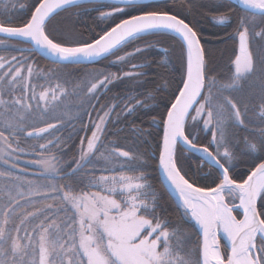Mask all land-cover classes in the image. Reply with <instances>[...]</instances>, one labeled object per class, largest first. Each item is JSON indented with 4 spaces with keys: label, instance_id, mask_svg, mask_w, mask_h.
Here are the masks:
<instances>
[{
    "label": "snow or ice",
    "instance_id": "1",
    "mask_svg": "<svg viewBox=\"0 0 264 264\" xmlns=\"http://www.w3.org/2000/svg\"><path fill=\"white\" fill-rule=\"evenodd\" d=\"M194 7L0 0V264H264V0L211 4L213 23L232 29L223 65L189 19ZM15 10L27 17L17 22ZM92 13L106 27L85 39L80 26ZM146 34L178 38V80L160 60L165 72L146 87L152 61L132 60L152 44L117 55ZM111 56L130 70H58ZM118 83L128 91L99 103ZM121 118L111 139L109 125ZM74 121L90 135L73 148L71 133H57L75 131ZM125 129L133 147L118 143ZM185 153H202L195 167L207 169V184L181 166ZM154 170L164 177L159 187Z\"/></svg>",
    "mask_w": 264,
    "mask_h": 264
},
{
    "label": "trees",
    "instance_id": "2",
    "mask_svg": "<svg viewBox=\"0 0 264 264\" xmlns=\"http://www.w3.org/2000/svg\"><path fill=\"white\" fill-rule=\"evenodd\" d=\"M191 3L195 5L193 9V15L189 16V19H194V23L198 27L200 34L202 36V43L206 47V49H209L213 52L215 58L220 62L221 65L227 63V57L231 54L232 50V41L227 39V33L231 32V28H226L224 26L217 25L213 23L212 21V14L208 11V9L211 7V4L213 2H217V0H190ZM147 3H156V4H164L167 3L170 6L172 5V0H159V1H152ZM235 7H238L234 4ZM176 10L183 12L184 9L177 8ZM13 15L17 17V22L19 19H23L27 17L26 10H15L13 11ZM66 15V14H62ZM95 13H92L89 17H86L84 19L83 24L80 26V31L85 32L84 38H89L93 32H100L101 29L105 28L106 25L103 23H99L94 19ZM57 19H60L59 17ZM146 39H149L148 43H154L157 42V46H159V49H156V46L154 44V47L149 49L144 53L145 58L141 59V61H152V67L147 69L149 76V84L146 85V87L150 88L153 86L152 81H155L158 79V74L165 72V69H158L156 68L155 64L157 61L160 60H167L168 61V67H167V73L170 74L171 78L174 80L179 79V70H180V61H179V48H180V42L177 37H175L173 34H166V35H146ZM162 49H168V52H164ZM33 58L37 62H41L44 65H50V66H56L52 64L49 60L41 57L40 55L33 54ZM106 59L101 58L98 61H95L93 63L79 66L80 68L89 67L93 65H97L100 62L105 61ZM75 69L78 67H74ZM74 69V70H75ZM114 93H120L123 94L124 92L128 91L127 86L125 83H118L116 85H113ZM110 93H113L110 90ZM130 94L135 95V92H131ZM110 99V98H109ZM156 111H163V105H159L155 108ZM147 117H145V120ZM78 122V121H77ZM76 121L75 124V131H73V128L70 125V130L67 131H61L57 134H62L63 136L67 137L70 133L72 134V139L70 141V144L75 147L76 144L79 143V138L83 137L85 134L88 135V133H85L80 130V123L78 124ZM136 123L139 124L140 120L137 119ZM120 126L116 127H124L125 121L122 119L120 121ZM118 124V125H119ZM144 127H147V123L143 125ZM113 128L109 132V137L111 139H115V137L111 136V133L116 129ZM159 130L157 129L154 132V137L156 135V132ZM130 136L131 134L125 129L124 133H121L120 139L118 141L119 145L125 148L133 147L132 140L128 139L125 140L124 136ZM208 138V134H205L203 142L206 143ZM72 151L69 150L67 154L64 156V159H71ZM34 156H25L23 159L25 160H31L35 159ZM200 158L195 153H185L184 157L181 158V166L185 168V170H188L189 167H191L192 171L196 173V178L199 185H205L208 183L207 180L204 179V175L207 169L204 170H197L195 167V162L199 161ZM23 164V160L21 161ZM245 169L241 167L238 169V172H243ZM30 173L32 171H36L33 167L29 166ZM152 182L156 187L160 186V179L158 175V170H154L152 174ZM176 200L171 195V199L168 201V212L175 213L176 212Z\"/></svg>",
    "mask_w": 264,
    "mask_h": 264
},
{
    "label": "rangeland",
    "instance_id": "3",
    "mask_svg": "<svg viewBox=\"0 0 264 264\" xmlns=\"http://www.w3.org/2000/svg\"><path fill=\"white\" fill-rule=\"evenodd\" d=\"M146 35H149V34H146ZM143 36L142 38L138 39V40H135V41H132L130 42L128 45H126L125 47H123L118 53L117 55H123L124 53L126 52H131V51H134V49L136 47H145L146 45L148 44H154L156 46V49H159V46H157V42H154V43H148L149 42V39H146L147 36ZM23 47V45H22ZM2 48H0V54H2ZM13 54H17L15 52H13ZM40 67L42 68H45L46 70L49 69V68H56V66H50V65H44L42 64L41 62H37L33 56L31 57ZM145 58L144 56V53L143 54H140L138 55L134 60H132L133 63H142L143 61H141V59ZM116 59L115 56H111L109 57L108 59H106L105 61L103 62H100L98 63L97 65H93V66H89V67H84V68H68V69H58L59 71H73L75 73H77L78 75H83L85 73H88V72H95V71H103V70H108V71H112V72H118V71H127V70H130V65H120V64H116V63H112V61H114ZM75 69V70H74ZM110 90L113 92V93H110ZM110 90L107 91L106 93H103L102 94V99L100 100L99 103L101 104H105L107 105L114 96H116L117 93H114V89H113V86H110ZM133 95V94H131ZM110 98V99H109ZM93 103H96L95 101H93ZM89 111H91V109H89ZM117 111H120V109L118 108ZM92 119L94 120L95 119V114L93 113L92 115ZM123 118H121L122 120ZM81 120L83 121V123L85 124H88L89 123V118L88 116L86 115H81ZM75 122V121H74ZM73 122V123H74ZM77 122V121H76ZM79 122V121H78ZM77 122V123H78ZM80 123V122H79ZM78 123V124H79ZM118 127L120 126V124H110L109 125V132L111 129H113L114 127ZM70 125H67L65 126L64 128H62L60 130L61 131H65L67 133L68 130H70ZM115 127V128H116ZM68 129V130H67ZM88 135H90V131L87 132ZM199 158H201L202 155H199L197 153H195ZM0 167H3V165H0ZM174 198V197H173ZM175 199V198H174ZM176 200V199H175ZM178 203V201H176ZM224 243V241L222 240V244Z\"/></svg>",
    "mask_w": 264,
    "mask_h": 264
},
{
    "label": "water",
    "instance_id": "4",
    "mask_svg": "<svg viewBox=\"0 0 264 264\" xmlns=\"http://www.w3.org/2000/svg\"><path fill=\"white\" fill-rule=\"evenodd\" d=\"M152 1H159V0H145V3H147V2H152ZM238 6V5H237ZM239 7V6H238ZM41 57H43V58H45L43 55H40ZM45 59H47V58H45ZM101 58H98L96 61H98V60H100ZM47 60H49V59H47ZM95 62V61H94ZM197 154H199V155H202V153H197ZM158 175H159V179H160V181H163L164 180V177H163V174L162 173H160L159 171H158ZM171 192V190L169 189V193ZM175 199H176V201H178L177 200V198L175 197V194L174 193H172L171 194Z\"/></svg>",
    "mask_w": 264,
    "mask_h": 264
}]
</instances>
